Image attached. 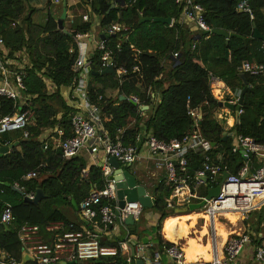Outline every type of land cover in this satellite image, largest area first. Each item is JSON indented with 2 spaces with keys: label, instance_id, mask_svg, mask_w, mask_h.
<instances>
[{
  "label": "trees",
  "instance_id": "obj_1",
  "mask_svg": "<svg viewBox=\"0 0 264 264\" xmlns=\"http://www.w3.org/2000/svg\"><path fill=\"white\" fill-rule=\"evenodd\" d=\"M25 1L0 0V40L5 50L3 57L13 59L15 54L23 53L28 61L23 69L24 89L21 91L28 102L21 107L18 103L0 98V119L15 114L19 108L21 112H30L33 116L27 128V139L23 138L21 132H15L3 135L1 140L2 144L7 145L17 142L19 148H13L0 158V209L8 205L14 217V222L6 230L0 226V255L3 253L18 263L21 261L22 246L17 231L22 225L37 226L43 241L50 243L51 233L46 232L50 224L62 223L65 228L73 224L75 229L84 225L77 218L71 200L79 209L93 186L100 191L104 189L99 168L90 166L82 156L63 159L60 148H55L42 138L46 131L56 126L62 131L60 141L71 137L69 122L76 110L64 99L61 90L73 88L77 79L73 71L78 56L75 36L88 33L91 22L89 19L83 22L82 17L75 16L66 29L67 34L58 29L56 19L51 16L44 24L36 25L32 21L33 11L26 14ZM115 1H83L88 18L91 15L99 16L104 31L113 22L124 24L130 29L127 41L121 39L119 34L114 36L105 33L114 75H89L87 97L100 110L103 131L113 141L119 136L124 145H133L142 132L144 134L141 136L152 135L159 141L169 142L190 132L192 121L188 111L197 109L201 114L199 132L214 145L212 159L220 157L229 172L236 174L244 163V157L239 153H231L229 134L242 135L264 144V74L257 77L244 75L248 90L244 95L238 124L234 118L229 119L231 125L228 124L225 116L233 113L218 106V102L227 100L219 92L225 91L227 87L233 92L243 89L238 73L243 62H264L261 41L252 39L254 31L264 37V0H249L252 21L246 14L235 11L238 0H195L203 8L204 21L211 31L222 30L238 36L230 38L227 45L222 36L189 32L179 23L180 10L175 6V0H123L124 6L110 10ZM80 9V4L73 8L75 15ZM140 15L149 18L168 17L173 24L169 27L155 22L139 23ZM226 51L228 59H225ZM173 54L178 57L173 59ZM101 55L102 52L96 50L89 58L91 72L102 71ZM165 62H169L167 68H164ZM134 67L138 71L132 72ZM120 68L126 70L125 75L118 76L116 71ZM209 74L223 84L210 87ZM45 80L51 81L54 88L52 92L47 90ZM107 91L115 92L114 96L108 97ZM156 96H159L158 102ZM120 97L126 100H120ZM131 98H136L139 105L148 107L143 117L139 116L137 105L133 106L128 101ZM217 111H224V118L221 113V119L216 117ZM223 134L227 136L225 141ZM45 144L46 149L43 148ZM187 160L189 174L201 168L200 154H191ZM32 172L37 174L35 179L22 180V177ZM15 184L23 187L26 193L36 194L40 190L44 198L37 205L26 204L20 191L14 189ZM172 187L161 180L151 188V198L155 200L152 210L159 215L155 227L146 230L139 221L133 231H127L126 240L141 243L143 238L148 239L145 250L150 262H154L155 255H158L159 264H164L165 249L172 246L160 235L161 222L172 215L165 204ZM104 205L106 201L101 200L98 206L92 208L96 222L99 221V207ZM60 206H67L75 219L71 220L60 210ZM244 224L248 229L246 234L252 239V246L260 245L264 240V208L250 213ZM120 242L102 245L119 249ZM25 264L36 263L31 261ZM66 264L127 263L119 251L115 257L95 261L72 260Z\"/></svg>",
  "mask_w": 264,
  "mask_h": 264
},
{
  "label": "built area",
  "instance_id": "obj_2",
  "mask_svg": "<svg viewBox=\"0 0 264 264\" xmlns=\"http://www.w3.org/2000/svg\"><path fill=\"white\" fill-rule=\"evenodd\" d=\"M174 4L180 10L179 21L182 25L189 26L196 33H211L210 28L204 21V10L199 4L195 3V0H175ZM235 11L246 14L251 21L253 20L249 0H238ZM262 12L264 13V4ZM82 20L87 22L88 17L82 16ZM172 24L173 21L171 26ZM105 33L108 35L119 34L125 38L129 33V28L119 23H113ZM85 36L86 34L75 36L78 56L73 64V71L77 74V79L73 88H70V98L75 103L73 107L76 108V111L71 115L69 122L71 137L63 141L59 140L57 148H60L62 158L65 160L78 157L82 151H86L95 162V165L99 164V152L104 154L106 163L97 167L101 170L104 189L100 191L95 186L90 189L88 196L79 205L80 215L85 220L92 222L95 217L92 208L98 206L101 200L106 201V205L99 207V221L92 223V229H88L84 225L75 229L73 224L65 228L62 223H52L46 228V232L51 233V242L45 243L37 226L24 224L18 229L17 238L22 250L29 254L33 258L32 262L36 264H66L72 260L95 261L100 258L115 257L119 251L122 254L123 248L135 252L134 257L130 253L125 256L127 264H135L138 259L144 262L146 259L142 254L147 246L141 243L138 244L128 239L124 243H120L119 249H117L104 246L99 241L102 236H107L111 228L118 223L117 218L119 224L123 225V221L131 216L136 224L142 212V208L137 202L128 203L122 209L118 207L117 182L112 179L113 169L108 164V159L114 157L121 169H131L141 157L137 145H124L121 143L119 136L113 141L106 132L97 130V123H100V110L90 103L87 97L91 71L89 58L83 52V44L81 43ZM192 49H194V46ZM260 49L264 50V41H261ZM97 50L102 52L101 70L110 66L115 72L111 52L106 48L105 34L104 38L98 42ZM2 53L3 43L0 40V98L17 103L23 97L21 91L24 89L22 81L24 65L14 63L15 70L10 71L7 68V59H4ZM177 57V54H173V59ZM136 71L138 69L134 67L132 72ZM116 73L118 76L125 75L126 70L120 68ZM238 73L252 77L263 75L264 62L253 64L243 62L238 68ZM220 83L222 82L217 77L209 74L208 84L210 87ZM225 91L228 95H225L227 100L224 102L235 106L238 102L239 93L231 96L227 88ZM131 100L136 103L139 116L143 117L144 111L141 107L144 106L139 105L136 98H131ZM199 114L197 109H189L188 116L192 121L191 130L180 139L164 142L157 140L152 135H147L144 142H142L149 157L156 162L157 166L163 167L166 183L173 186L169 198L165 200L166 209L173 207V201L177 200L182 195V190L188 188L190 184L206 185L208 189L219 187L218 196L206 201L205 206L202 208L203 212L211 218L225 212L248 216L250 213L264 208V144L238 134L229 136L231 138V153H239L244 157V163L238 172L231 174L228 166L221 163L220 157L212 159L213 146L202 137L198 129L201 121ZM241 114L240 107L238 117ZM31 121H33L32 114L21 112L19 109L15 114L1 118L0 138L8 133L21 132L23 138L27 139V128L30 126ZM56 133L59 137L62 136L60 129L56 130ZM6 146L9 145L2 144L0 139V147ZM43 148L46 149V145ZM191 154H200L202 157L201 168L193 174L188 172L187 157ZM254 164H256V168ZM223 174H227L224 179H222ZM36 177L37 174L32 172L22 177V180L28 181ZM14 189L23 193L30 200L35 197L34 192L26 193L24 188L18 184L14 185ZM192 199L200 202L204 197H197L190 193L185 199L186 205L190 204ZM116 212L119 213L118 216ZM13 222L14 217L11 208L5 205L0 209V226L5 225L7 227ZM248 246L253 251V263L264 264V240L260 245L253 247L252 239L246 233L230 235L224 245L222 258L214 259L210 264H235L237 258ZM165 253L175 264H184L183 252L177 245L165 249ZM158 260L159 257L156 255L154 262L149 264H158ZM0 264L19 263L2 253Z\"/></svg>",
  "mask_w": 264,
  "mask_h": 264
},
{
  "label": "crops",
  "instance_id": "obj_3",
  "mask_svg": "<svg viewBox=\"0 0 264 264\" xmlns=\"http://www.w3.org/2000/svg\"><path fill=\"white\" fill-rule=\"evenodd\" d=\"M83 1H90V0H26L25 1V8L26 14L28 11H33L32 14V21L36 25L44 24L45 21L49 16L54 17L57 20L60 18L63 9L66 11V18L63 21V28L64 30L67 29L72 24L73 19L75 16L82 17L88 15L84 12L86 5L83 4ZM80 4L81 9L77 10V15H75L74 7ZM115 9L120 4H117L115 1ZM141 16V15H140ZM91 22V28L86 36L81 41L83 44V52L85 55L90 58L94 52L97 50L98 42L101 40L99 37L100 35H104L105 31L102 29L100 22L101 18L99 16L91 15L89 18ZM83 21V20H82ZM88 21V20H87ZM85 22V21H83ZM117 23V22H113ZM112 23V24H113ZM180 23V21H179ZM124 25V24H122ZM189 32L196 33L190 28L189 26L184 25ZM127 27V26H126ZM171 27V25L169 26ZM130 33V29H129ZM128 33V35H129ZM198 34V33H197ZM128 35L124 37H120L124 41H127ZM5 50L3 49V52ZM23 53H17L14 55V58L7 59V68L10 71H14V63L21 64V65H28V61ZM169 62L164 63V68H167ZM47 90L52 92L54 90L51 81L45 80L44 81ZM227 89L230 91L229 95H234L240 93V91L233 92L228 87ZM64 99L68 102L70 106L73 107L75 103L71 100V90L70 88H65L61 90ZM110 91H107L106 95ZM233 93V94H232ZM220 96H225L226 91L221 90L219 92ZM156 102L159 101V96L155 97ZM28 102L27 98L22 97L21 101H18V105L23 107ZM74 108V107H73ZM76 110V108H74ZM21 111V109L19 108ZM148 110V107H147ZM146 111V110H145ZM32 114V113H31ZM234 114V113H233ZM59 127L56 126L54 129L46 131L50 134V139L45 140L47 143H52L55 148H57L58 141L60 137L57 135L56 130ZM97 130L103 131L101 124L97 123ZM45 134V133H44ZM43 134V135H44ZM144 134V132H142ZM140 134L136 142L134 143L140 149V157L141 159L127 171L125 168H122L123 171L129 172L135 180L138 186H142L145 188L146 194L151 197V188L161 180H165V171L162 166H157L156 162L149 157L147 150L142 142H144V138L146 136H141ZM234 134V133H232ZM232 134H229L231 136ZM2 140V137L0 138ZM46 145V144H45ZM17 148V147H15ZM19 150V148H17ZM11 151V150H10ZM87 158H85V156ZM79 156L84 157L87 159L88 164L90 166L99 167L106 163V158L102 152L98 154V163L95 165V162L91 159L90 155L86 153V151H82ZM78 156V157H79ZM166 181V180H165ZM208 187L206 185H194L190 184L188 188H184L182 190V195L177 198V200L173 201V207L168 209L172 211V215L168 216L161 222V230L160 235L161 237L167 241L168 243L172 244L173 246L177 245L183 252V262L184 264H210L214 259H221L222 252L224 245L231 235V233L235 232L234 234H241L237 231L241 232V226H243V222L247 220L248 216H242L239 213H231L225 212L220 215H217L213 218L208 217L203 210L197 211H189L186 209V202L185 199L187 198L190 193L194 194L197 197H205ZM153 199V198H152ZM197 201L191 200V203H196ZM190 203V204H191ZM186 205V206H185ZM186 209V210H185ZM60 210L67 214V216L71 219H75V215L70 211L67 206H60ZM79 210V209H78ZM77 218H79V212H75ZM143 219V221H142ZM142 219L140 224L146 229L149 230L157 225L159 215L155 213L152 209H147L146 212L143 213ZM221 220L227 221L228 224L221 222ZM88 225H84L89 229H92V223L95 220L87 221ZM242 223V224H240ZM125 226V225H124ZM120 225L116 223L110 230V232L104 236H102L99 241L101 244L110 245L113 242L121 241L120 243H124L127 239V229L126 226ZM228 235V236H227ZM227 236L226 240L224 241V237ZM125 240L124 242H122ZM132 240V239H131ZM140 244V243H138ZM22 252V251H21ZM122 255L124 257L130 253L131 251H127V249L123 248ZM144 256V264H149L150 261L147 259V253L144 249L143 254ZM253 251L251 247H246L242 254L237 258L235 264H253L252 260ZM156 256V255H155ZM159 264V262H158ZM164 264H175L174 261L169 259L167 256L164 257Z\"/></svg>",
  "mask_w": 264,
  "mask_h": 264
},
{
  "label": "water",
  "instance_id": "obj_4",
  "mask_svg": "<svg viewBox=\"0 0 264 264\" xmlns=\"http://www.w3.org/2000/svg\"><path fill=\"white\" fill-rule=\"evenodd\" d=\"M116 3L120 4L121 6H124L123 0H116ZM113 9H115L114 3H112L110 6V10H113ZM65 18H66V11H65V9H63L60 18L57 20V25H58L59 30H61L62 32L67 34V31L64 30V28H63V21L65 20ZM143 22L162 23L164 25L170 26L172 23V20L168 17L167 18H149V17L139 16V23H143ZM211 34L222 36L223 38H225L226 45L228 44V41L230 38L238 37L235 34H229V33L222 31V30H212ZM99 38L102 40L104 38V35H100ZM252 39L264 41V37L259 36V34L256 31H254ZM225 59H228V51H226ZM90 74L91 75H104V74L114 75V70L112 67L108 66L104 70H102L101 72H98V73L97 72H90ZM239 77L242 80L243 89L239 93V98H238L237 104L234 106L232 104H229L228 102H218V106L220 108H225V109L229 110L230 112L234 113V119H235L236 124L239 123L238 110L242 106L244 95L248 90V86H247V83L245 80V76L243 74H240ZM120 100H126V98L120 97ZM128 101L133 106H136V103L134 101H132L131 99ZM141 109L143 111H145V110H147V107L144 106V107H141ZM199 118L201 119V114H199ZM226 138H227L226 134H223V141H225ZM17 146H18V143L15 142L9 146L0 147V158L6 156L10 152V150H12L13 148H15ZM212 146H214V145H212ZM108 164L113 169L112 179L117 182L116 183V190H117L116 194H117V200H118V203H117L118 207L120 209H122L128 203L137 202L140 204L142 210L143 209H152L154 204H155V200L146 194L145 188L142 186H138L136 184L135 178L131 174H129V172L123 171L120 168L118 162L116 161V159L114 157H110L108 159ZM226 176H227V174H223L222 179H224ZM5 186H8V185L6 184ZM19 194L23 197L24 203L31 204V205H37L44 198V196L40 190H38L36 192L33 200L26 198L23 195V193H21V192H19ZM218 194H219V187L209 189L203 200H201L200 202H197V203L188 204L186 209H188L189 211L201 210L205 206L206 201L217 197ZM71 204L76 209V211L79 212L74 200H71ZM116 215L118 216L119 213L116 212ZM79 218H80V221L84 225H88L87 220H85L80 214H79ZM117 222L120 223L118 218H117ZM123 225H125L127 227V230L130 232L133 231L135 228V222L133 221L131 216H128L123 221ZM1 227H3L5 230L7 229V227L5 225H1ZM89 229H90V226H89ZM148 243H149V241L147 238H143L141 240L142 245L147 246ZM131 256L132 257L135 256V252L133 250H131ZM31 261H33V258L31 256H29V254H27L26 252H24L22 250L21 261L19 264H25V263L31 262ZM61 264H65V263H61ZM135 264H144V262H143V260L138 259L135 261Z\"/></svg>",
  "mask_w": 264,
  "mask_h": 264
},
{
  "label": "rangeland",
  "instance_id": "obj_5",
  "mask_svg": "<svg viewBox=\"0 0 264 264\" xmlns=\"http://www.w3.org/2000/svg\"><path fill=\"white\" fill-rule=\"evenodd\" d=\"M114 94H115V92H109V93L107 94V96H108V97H113ZM214 94H215V93H214ZM220 102H224V101H220ZM220 113H221L222 117L224 118V111H217L216 114H215V116H216V117L218 116V118L221 119L222 117H221ZM218 114H219V115H218ZM225 118L228 120V124L231 125V120H229V119L234 118V115H233V114H231V115H226ZM14 133H15V132H14ZM42 138H43V140H44V139H45V140L50 139V134L47 133V132H45V134L43 135ZM50 140L52 141V139H50ZM84 156H85V158H87L86 155H84ZM86 160H87V159H86ZM144 212H146V210H143V211L141 212L138 222H139V221H140V222L143 221V219H142V215H143ZM141 219H142V221H141ZM221 222H224V223L228 224V222H227V221H224V220H221ZM244 223H245V221L243 222V226H241V227H242V228H241V232H239V230H238V231H237L238 233H241V234H243V233H248L247 226H246ZM240 224H242V223H240ZM234 233H235V232L231 233V235H235ZM224 238H226V236H225ZM248 247H249V246H248Z\"/></svg>",
  "mask_w": 264,
  "mask_h": 264
},
{
  "label": "bare ground",
  "instance_id": "obj_6",
  "mask_svg": "<svg viewBox=\"0 0 264 264\" xmlns=\"http://www.w3.org/2000/svg\"><path fill=\"white\" fill-rule=\"evenodd\" d=\"M228 236V235H227ZM227 236H226V238H227ZM226 238L224 239V241L226 240Z\"/></svg>",
  "mask_w": 264,
  "mask_h": 264
}]
</instances>
